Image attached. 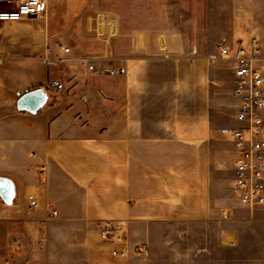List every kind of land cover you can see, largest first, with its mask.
<instances>
[{
  "label": "crops",
  "instance_id": "crops-1",
  "mask_svg": "<svg viewBox=\"0 0 264 264\" xmlns=\"http://www.w3.org/2000/svg\"><path fill=\"white\" fill-rule=\"evenodd\" d=\"M116 1L48 0L43 19L0 21V176L18 185L13 205L0 198V264H36L53 221L87 227L98 262L112 260L99 220L126 221L133 238L203 222L228 248L264 225L263 207L217 191L216 173L235 170L231 131L241 124H218L214 55L140 23L136 0L128 14ZM118 68L126 75L105 73ZM38 88L48 104L19 112V95Z\"/></svg>",
  "mask_w": 264,
  "mask_h": 264
},
{
  "label": "rangeland",
  "instance_id": "rangeland-1",
  "mask_svg": "<svg viewBox=\"0 0 264 264\" xmlns=\"http://www.w3.org/2000/svg\"><path fill=\"white\" fill-rule=\"evenodd\" d=\"M114 7L130 13V1L118 0ZM3 8L8 6L4 5ZM139 22L152 29L177 35L185 46L213 54L216 62V109L219 126L236 127L237 101L231 63L221 59L219 46L246 41L255 34L264 41V0H136L131 4ZM125 76V75H124ZM235 170L216 173L217 191L225 199H235L232 182ZM38 249L36 264H264V225L254 224L253 232L242 231L240 246L220 245V229L203 222H163L150 235L129 238L132 244L147 241L149 252L134 255L125 263L89 258L88 229L84 225L52 222ZM227 242V241H225Z\"/></svg>",
  "mask_w": 264,
  "mask_h": 264
},
{
  "label": "built area",
  "instance_id": "built-area-1",
  "mask_svg": "<svg viewBox=\"0 0 264 264\" xmlns=\"http://www.w3.org/2000/svg\"><path fill=\"white\" fill-rule=\"evenodd\" d=\"M10 8L0 10L1 22H18L26 19L45 18L48 0H0ZM66 53L69 52L65 48ZM219 55L222 60L231 63L234 77V97L237 109L234 119L241 127L231 131L235 149V176L232 190L240 204L249 210L264 208V41L253 34L246 41L230 46L221 44ZM88 71H98L94 65H88ZM109 76L126 75L125 68L105 72ZM53 86L63 89V84L55 81ZM45 168L40 169L44 176ZM29 207L38 203L30 196ZM52 217L57 212H52ZM230 214L225 213L224 218ZM101 241L109 245L110 257L116 263H125L134 255L145 256L149 252L148 244H132L128 224L123 220H99L94 224Z\"/></svg>",
  "mask_w": 264,
  "mask_h": 264
},
{
  "label": "water",
  "instance_id": "water-1",
  "mask_svg": "<svg viewBox=\"0 0 264 264\" xmlns=\"http://www.w3.org/2000/svg\"><path fill=\"white\" fill-rule=\"evenodd\" d=\"M49 102V94L45 88H38L19 95L17 110L37 115ZM18 196V185L9 178L0 176V198L7 205H13Z\"/></svg>",
  "mask_w": 264,
  "mask_h": 264
}]
</instances>
